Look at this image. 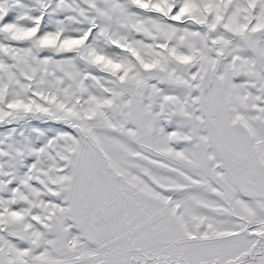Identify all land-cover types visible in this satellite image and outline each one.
Returning a JSON list of instances; mask_svg holds the SVG:
<instances>
[{"label": "snow or ice", "instance_id": "obj_1", "mask_svg": "<svg viewBox=\"0 0 264 264\" xmlns=\"http://www.w3.org/2000/svg\"><path fill=\"white\" fill-rule=\"evenodd\" d=\"M0 264H264V0H0Z\"/></svg>", "mask_w": 264, "mask_h": 264}]
</instances>
